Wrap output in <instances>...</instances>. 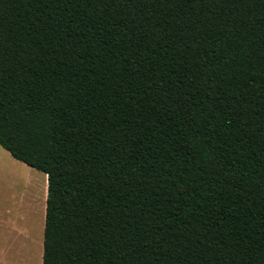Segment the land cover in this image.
Listing matches in <instances>:
<instances>
[{
	"label": "trees",
	"instance_id": "obj_1",
	"mask_svg": "<svg viewBox=\"0 0 264 264\" xmlns=\"http://www.w3.org/2000/svg\"><path fill=\"white\" fill-rule=\"evenodd\" d=\"M0 145L42 264H264V0H0Z\"/></svg>",
	"mask_w": 264,
	"mask_h": 264
},
{
	"label": "rangeland",
	"instance_id": "obj_2",
	"mask_svg": "<svg viewBox=\"0 0 264 264\" xmlns=\"http://www.w3.org/2000/svg\"><path fill=\"white\" fill-rule=\"evenodd\" d=\"M5 153L16 161L9 167L14 181H5V208L10 206L11 212L18 216L17 223L11 226L13 231L5 229V243L2 242L0 223V264H42L44 198L47 196L45 174L14 160L7 151ZM7 187L12 191L10 198L6 193Z\"/></svg>",
	"mask_w": 264,
	"mask_h": 264
},
{
	"label": "crops",
	"instance_id": "obj_3",
	"mask_svg": "<svg viewBox=\"0 0 264 264\" xmlns=\"http://www.w3.org/2000/svg\"><path fill=\"white\" fill-rule=\"evenodd\" d=\"M5 151L6 150L0 145V223H1L2 238H3L2 242H4V243H5V229H9V231H10L11 226L17 223L16 221H17V216H18V215H16V214H14V213L11 212L10 206H7L5 208V181L7 180L8 183H9V181H12V180L14 181L15 178H13L10 175L9 167L14 162H16V161H13L12 159H10L7 156V154L5 153ZM13 159L16 160L15 158H13ZM14 164H16V163H14ZM45 177H44V180L46 181L45 184H47V176H46V174H45ZM9 185H11V187H13L12 184H9ZM9 187H7L6 193L9 195V198H10L11 197L10 193L12 191H11V188H9ZM44 195H45V192H44ZM14 197H16V196H14ZM44 199H46V195H45V198ZM45 202H46V200H45ZM11 231H13V228H11Z\"/></svg>",
	"mask_w": 264,
	"mask_h": 264
}]
</instances>
